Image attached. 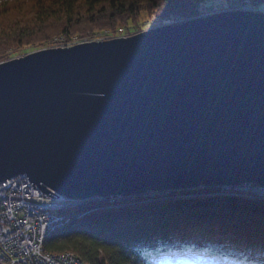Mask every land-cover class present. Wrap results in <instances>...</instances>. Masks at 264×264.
I'll list each match as a JSON object with an SVG mask.
<instances>
[{
    "label": "water",
    "instance_id": "95a60500",
    "mask_svg": "<svg viewBox=\"0 0 264 264\" xmlns=\"http://www.w3.org/2000/svg\"><path fill=\"white\" fill-rule=\"evenodd\" d=\"M18 175L89 200L264 189V14L219 11L0 62V182Z\"/></svg>",
    "mask_w": 264,
    "mask_h": 264
},
{
    "label": "trees",
    "instance_id": "16d2710c",
    "mask_svg": "<svg viewBox=\"0 0 264 264\" xmlns=\"http://www.w3.org/2000/svg\"><path fill=\"white\" fill-rule=\"evenodd\" d=\"M215 1L221 0H0V61L9 48L36 47L57 35L81 39L119 27L136 33L129 24L137 23L141 11L151 22L189 20ZM64 211L68 222L47 234L43 247L71 251L83 264H231L225 261L231 253L264 264V198L259 196L200 186L121 196ZM194 240L201 243L199 261L188 256ZM211 250L214 255L208 256Z\"/></svg>",
    "mask_w": 264,
    "mask_h": 264
},
{
    "label": "built area",
    "instance_id": "2783aa9c",
    "mask_svg": "<svg viewBox=\"0 0 264 264\" xmlns=\"http://www.w3.org/2000/svg\"><path fill=\"white\" fill-rule=\"evenodd\" d=\"M251 4L238 6L249 5L250 8L245 10L255 11ZM96 35L107 39L128 34L125 27H119L114 33L102 30ZM250 192L253 197L264 198V189L254 184H248L247 190H238L236 194L248 196ZM53 193L57 197L42 192L35 185L33 188L24 175L0 182V264H83L71 251L45 250L43 242L47 234L68 222L69 216L63 209L90 200L70 198L56 191ZM120 197L109 196L106 199Z\"/></svg>",
    "mask_w": 264,
    "mask_h": 264
},
{
    "label": "rangeland",
    "instance_id": "374dc122",
    "mask_svg": "<svg viewBox=\"0 0 264 264\" xmlns=\"http://www.w3.org/2000/svg\"><path fill=\"white\" fill-rule=\"evenodd\" d=\"M221 1H220L221 3L219 1H215L213 3L212 2H207L206 3L207 6H209L210 4L212 6H209L208 9H204L203 13L201 15H198V16L208 15V14H212V13L219 12V11H229V10L243 9L244 7H245L244 9H249L250 8L249 5H245L244 7L241 8L240 6H238V2H232V3L229 4V3H227V2H225L223 0H221ZM249 4H251V3H249ZM251 5H253V7L256 9L255 10L256 12H261V13L264 14V2L259 3L258 6L255 5V4H251ZM257 8H259L261 10H257ZM173 21H178V20H173ZM167 23H170V21L167 22V21L160 20V22L159 21L151 22V21H149L146 13L144 11H141L140 17L137 20V23L136 24L135 23L129 24V26L132 27L134 30H138L137 32H140L142 30L155 28V27L161 26L163 24H167ZM99 31H102V30H98V31H95V32L91 33L90 37H87V38H81V39L76 38V37L65 38L62 35H57V36L52 37L49 42L43 43L42 45H39V46H36V47H34V46L33 47H24L23 49L9 48L5 52V59L0 61V62L7 61V60H10V59H13V58H17V57H21V56H24L26 54H29V53H32L34 51H38V50H41V49L56 48V47H68V46H72V45H75V44H78V43H81V42H87L89 40H91V41H100L101 40L102 41V40L111 39L113 37V36H111L110 38H107V39L106 38H103V39L97 38L98 36L96 35V33L99 32ZM133 34H135V33L132 32L131 34H128L126 36H130V35H133ZM126 36H122V37H126ZM249 190H251V189H249ZM250 194H253V193L250 192L248 194V196ZM91 198H96V197H91ZM106 200L107 201H111V200H115V198L110 199V200L106 199ZM95 201H97V200L84 201V202H81L80 204L90 203V202L97 203ZM91 210H93L92 206L90 208L87 207L85 211H82L79 214H82V213H85V212L91 211ZM192 244L193 245L188 249V256L191 259H193L194 261H199L202 258V256H200L198 254L199 245L201 243H200L199 240H194V241H192ZM207 255L208 256H213L214 254L213 253H211V254L208 253ZM226 260L229 261L231 264H245L244 262H249V263H253L254 262L255 264H260L262 262L261 259L249 260V259H247L245 257H242V256L237 255V254L234 255L232 253L227 255V256H225V261Z\"/></svg>",
    "mask_w": 264,
    "mask_h": 264
},
{
    "label": "bare ground",
    "instance_id": "6f19581e",
    "mask_svg": "<svg viewBox=\"0 0 264 264\" xmlns=\"http://www.w3.org/2000/svg\"><path fill=\"white\" fill-rule=\"evenodd\" d=\"M230 190L229 191H233L234 193H237L238 192V190H242V191H245V190H247V185H243V186H238V187H230L229 188ZM252 189V188H251ZM49 191H51L52 193H53V191H55V190H53V189H51V188H49L48 189ZM249 197H253L252 195H250ZM98 199H99V197H98ZM99 200H101V199H99ZM214 251H209V254H211V253H213ZM245 264H255L254 262L253 263H249V262H244Z\"/></svg>",
    "mask_w": 264,
    "mask_h": 264
}]
</instances>
